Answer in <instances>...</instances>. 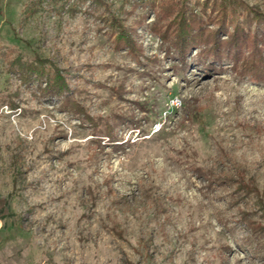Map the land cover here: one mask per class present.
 <instances>
[{"label": "rangeland", "instance_id": "374dc122", "mask_svg": "<svg viewBox=\"0 0 264 264\" xmlns=\"http://www.w3.org/2000/svg\"><path fill=\"white\" fill-rule=\"evenodd\" d=\"M135 2L0 0V264H264V78L182 67Z\"/></svg>", "mask_w": 264, "mask_h": 264}, {"label": "trees", "instance_id": "16d2710c", "mask_svg": "<svg viewBox=\"0 0 264 264\" xmlns=\"http://www.w3.org/2000/svg\"><path fill=\"white\" fill-rule=\"evenodd\" d=\"M135 1V5L150 4L152 7H157L163 11L165 17L162 19H168L167 23L163 28L153 29L152 31L157 33L169 48H173L182 67L186 66V57L190 51L198 49L197 54L203 60L208 59L211 62H219L225 57L232 62L233 68H239L238 71L241 75H250L254 80L264 78V56L258 47L259 44L264 47V30L254 33L252 31L244 32L243 27L248 24V19L240 21L243 14L239 11L242 6L239 0H220L218 6L212 8L215 15L212 13L205 21L194 12L190 11L187 15V9L184 5H179L173 0H160L158 5H156V0ZM244 11L246 12L245 18L250 17L253 25L264 24L262 13L248 6L244 7ZM158 21L160 20L158 19ZM208 24L216 25V29H208ZM228 24H230V32L225 31ZM222 33L228 36L227 41L219 39V35ZM118 34L116 35V42L119 46H126L131 51L138 52L128 35L123 32ZM209 64L207 67L212 66ZM29 67V64L26 65V74L33 71ZM34 67L35 72H38L37 77L40 78L44 75L48 89L52 90L55 95L59 96L68 90L66 83L58 72H54L52 77L46 78L41 66ZM37 68L39 69L37 70ZM104 133L108 141H115L109 127H106Z\"/></svg>", "mask_w": 264, "mask_h": 264}]
</instances>
